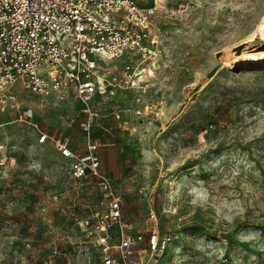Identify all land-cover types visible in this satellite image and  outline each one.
Instances as JSON below:
<instances>
[{"label": "rangeland", "instance_id": "obj_1", "mask_svg": "<svg viewBox=\"0 0 264 264\" xmlns=\"http://www.w3.org/2000/svg\"><path fill=\"white\" fill-rule=\"evenodd\" d=\"M135 1L154 7L161 58L143 86L88 104L99 178L74 181L51 142H36L64 135L85 151L79 102L17 87L32 119L0 112V264H101L78 225L108 202L100 179L144 259L156 230L169 242L155 264H264V66L232 68L264 0Z\"/></svg>", "mask_w": 264, "mask_h": 264}, {"label": "built area", "instance_id": "obj_2", "mask_svg": "<svg viewBox=\"0 0 264 264\" xmlns=\"http://www.w3.org/2000/svg\"><path fill=\"white\" fill-rule=\"evenodd\" d=\"M154 11L135 0H0V112L13 111L20 123L32 119L33 111L20 102L17 87L39 99L79 102L87 116L79 122L87 137L85 151H74L64 135L50 137L38 131L36 136L37 144L50 141L68 161L74 181L99 178L98 145L89 139L96 115L88 104L117 89L141 87L157 70L162 36ZM97 186L108 202L78 225L99 252L101 264H155L169 239L152 230L144 259V250L136 248L142 236L123 229L120 197L107 179L97 181ZM113 227L119 231L110 245Z\"/></svg>", "mask_w": 264, "mask_h": 264}, {"label": "bare ground", "instance_id": "obj_3", "mask_svg": "<svg viewBox=\"0 0 264 264\" xmlns=\"http://www.w3.org/2000/svg\"><path fill=\"white\" fill-rule=\"evenodd\" d=\"M242 41L247 42L249 47L247 46L246 50L234 57L232 68L264 66V14L260 17L254 29ZM256 47L261 48L255 49Z\"/></svg>", "mask_w": 264, "mask_h": 264}]
</instances>
